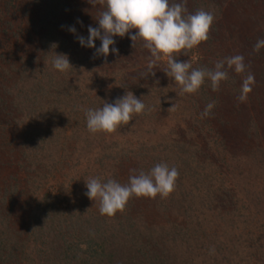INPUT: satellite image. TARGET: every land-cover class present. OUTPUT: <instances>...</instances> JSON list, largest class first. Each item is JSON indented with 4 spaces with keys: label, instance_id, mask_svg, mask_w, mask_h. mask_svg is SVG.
Returning a JSON list of instances; mask_svg holds the SVG:
<instances>
[{
    "label": "trees",
    "instance_id": "1",
    "mask_svg": "<svg viewBox=\"0 0 264 264\" xmlns=\"http://www.w3.org/2000/svg\"><path fill=\"white\" fill-rule=\"evenodd\" d=\"M65 2L66 0H32L31 5L35 9L33 18L42 30L40 38L43 59L39 57L42 61H38L35 55H28L22 59L20 68L2 71L7 82L4 87L7 99L0 98V140L9 141L4 146L6 149L10 148L7 154L21 155L24 165L19 167H25L24 173L27 177L39 182L37 187H32L33 190L25 193L33 201L25 215L26 220H23L22 215L16 214L15 203L21 195L18 192L19 181L14 180L17 185L8 184V189L0 185V264H194L197 255L203 262L208 259L211 264H235L231 258L238 246L251 258L243 264H264V194L260 191L254 192L251 188L240 192L241 183H237L234 178L238 177H234L228 167L227 171L232 177L221 173L209 178L205 169L211 166L206 164L209 160H214L213 163L218 160L220 151L224 150L226 153L225 142L236 146L239 138L232 136L231 131H227L228 134L221 142L223 145L218 147L220 150L209 153H206V150L203 152L198 148L193 149L189 138L181 141L166 138L159 141L161 144L155 143L151 146L141 142L131 143L126 147L113 144L119 146L123 153H132L135 159L138 158V152L150 165L166 163L170 168L175 167L178 170L179 176L174 190L167 198L160 197L158 204L174 217L168 215V222L141 223V216L137 212L143 210L140 203L146 200L151 202L152 197L133 196L122 211H117L114 216L109 217L101 215L99 210L88 208L85 204L87 202L84 201L80 206L73 207V190H68V186L64 189V182L56 184L55 187L45 186V190L41 191L42 183L48 181L46 176L49 169L60 165L61 160L65 163V157H53L50 154L62 140L56 135L57 127L70 129L75 122L82 123L83 134L79 131L80 139L89 141L92 133L87 130L85 113L88 109L101 108L107 101L112 103L113 98L108 99L110 91L121 92L114 99L119 98V94L122 97L127 92H137L136 97L150 107L156 106V109H160L166 105L164 90L160 88L157 76H150L145 81L140 78L131 82L128 80L121 87L109 91L106 90L107 86L98 85L109 77V73L103 70L107 60L104 61V66L100 62L85 65L94 57L90 53L93 54L95 49L81 47L74 35L70 38L63 34L59 36L56 32V25L62 13L61 7L66 6ZM200 7L203 6L198 5L196 11L205 9ZM77 35L83 36L80 32ZM114 39V46L120 52L118 45L121 40L118 36ZM54 42L55 48L52 46ZM72 44L79 48L78 53L71 50ZM96 45L100 46L99 40ZM57 48L61 54L68 56L72 65L70 70L63 73L54 69L52 64L55 54H60L55 52ZM191 53L192 50L188 51L187 55H184L183 51L174 55L178 61L186 62ZM191 66L192 69H213L209 63H196ZM69 73L81 78L72 85ZM164 76L165 73L162 77ZM117 77L119 76H114L113 79H119ZM121 79L124 81V78ZM237 81L238 77L228 75V78L221 82L231 87L230 100L238 91L235 88ZM209 89H212L211 84L206 80L194 93L197 100L205 108L209 104L213 105L210 117L218 116L221 126L236 128L234 123L239 122V119L234 113L230 119L214 112L219 102L217 98L212 97ZM70 90H76L77 96H72ZM174 90L178 104L185 105L189 94H181L179 85H176ZM94 93L98 96L92 99ZM104 96L106 97L103 98ZM68 101L71 102L67 103ZM190 102L192 99L188 103ZM62 105L65 109H62ZM236 105L235 102L234 106ZM194 114L193 110L188 111L187 115L191 116L189 121L194 119ZM141 115L133 116L126 125H120L117 128L119 134L128 133L132 129V123H138ZM210 117L204 119L208 120ZM142 128L141 126L140 130ZM141 134L135 129L128 138L137 137L136 141H139L143 137ZM246 139H251V136H246ZM41 172L42 177L38 176ZM110 174L109 178L105 171L91 172L92 178H100L102 182L114 179L121 184H127L130 175H133L120 176L115 170ZM86 177L88 176H84V179ZM232 178L233 181H230ZM26 184L31 186L29 181ZM232 186L237 189H232ZM147 211H141V214L147 215ZM21 219L22 227L17 231L13 225L20 224ZM224 222L228 223V228L241 223L243 230L248 233L247 238L240 239L238 246L235 242L230 246L228 238L219 235ZM31 237L34 240L30 239ZM31 247L38 249L35 257L30 255Z\"/></svg>",
    "mask_w": 264,
    "mask_h": 264
},
{
    "label": "rangeland",
    "instance_id": "2",
    "mask_svg": "<svg viewBox=\"0 0 264 264\" xmlns=\"http://www.w3.org/2000/svg\"><path fill=\"white\" fill-rule=\"evenodd\" d=\"M175 2H178V0H170V3ZM31 3L32 0H0L1 100L7 99V93L4 90L7 82L5 75H2V71H7L8 68H20L23 62L22 59L28 55H35L38 61L41 60L39 57L43 59L40 38L42 30L37 20L33 18L35 9ZM65 3L66 6L61 7L62 13L56 25V32L59 36L62 34L69 37L73 36L67 30L68 26L74 25L77 33H82L84 37L88 36L87 29L89 26L98 27L96 19L99 18L101 12L104 10L103 7L99 5L93 6L89 0H66ZM198 5L203 6L200 7L201 9L205 8V11L213 13L215 20L209 33V39L192 49L190 57H187L188 62L190 64L203 63L206 65L209 63L214 68L215 63L226 57L234 55H243L245 57L244 62L247 65L245 72L237 74L234 71H229V75L238 77L235 85L238 91L231 100V95L229 94L231 87L229 84L220 83L218 91L209 89L212 97L217 98L216 100L219 102L214 112L227 118L232 117L231 115L234 113L236 118L239 119V122L234 123L237 127L221 126L218 116L211 118V114L208 120L201 118V113L205 107L197 100L194 93L192 96H189L191 94L188 95L185 105H179L174 90L178 84L166 75L167 60L164 58L157 62L153 71L155 72L154 77L157 76V80L159 79L160 88L164 90L163 93L166 97L165 107L156 109V106L153 108L144 102L146 108L139 122L132 123V129L123 135L122 133L119 134V130L116 129L112 133L100 132L96 133V135L92 134L89 141H84V138L80 139L81 135H79V131L83 134L82 128L84 125L82 123L77 124L75 122V125L70 129L57 127L58 131H55L57 132L56 135L60 136L62 140L57 147L58 150L55 147V149L50 151V154L53 157H65V163L61 160L60 165L49 169L48 177L46 176L48 181L42 183L41 186L43 188L41 191L45 190V186L52 185L55 187L56 184L64 182V189L68 186V190H73V207L80 206L84 201L87 202L85 204L88 205V208L98 211L100 207L99 202L91 201L85 195L87 191L85 180L92 178L91 172L94 170H97L98 173L105 171L110 178V172L115 170L120 176L126 177L128 174H138L140 171L147 173L154 167L150 165V162L147 163L142 159L138 152V158L135 159L132 153H123L119 146L117 147L113 144H121L122 147H126L128 144H138L141 142L142 144L151 146L155 143L156 145L161 144L159 141L166 138L169 140L177 139L178 141L189 138L188 140L191 142L193 149L198 148L200 151L204 152L206 150V153H209L217 149L220 150L218 147L221 144L223 145L221 142L224 141L226 134H228L227 131H231L232 136L234 135L236 138H239V141L237 140L236 146L225 142L226 153L224 150L220 151V155H217L218 160L215 163H213L214 160H209L206 163L207 165H211L205 168L207 176L213 178L218 174L226 173L227 176L232 177L227 171L228 167L232 170L234 177H238L234 178L237 183H241L239 184L241 186L240 192L251 188L254 192L260 191L264 194V49H261L259 53L253 52V46L257 39L264 37V0H187L186 8L189 13H195ZM78 20L82 21L83 24L77 23ZM135 31L134 29L133 32ZM119 38L121 41L118 47L121 51L118 54H110L107 59L94 56L85 64L92 65L94 62H100L103 65L104 61L107 60L105 66L103 65L105 67L103 70L109 73V77L105 81L98 83V85L107 86V91L121 87L128 80L131 82L136 78H140L145 81L152 76L145 77L142 75L146 72L147 65L151 59L149 51L139 41L136 47L133 48V42L127 35ZM55 44L54 42L52 45L54 48ZM71 50L74 53H78L79 48L72 44ZM55 52L60 53L58 48ZM90 55L93 54L90 53ZM118 72L120 73L117 74ZM249 72L254 74L255 82L252 85V91L248 94V99L244 103H240L237 97L240 94L242 82ZM164 73L165 76L162 77ZM68 76L69 80H72V85H74L76 80L81 78V76L72 75L71 73ZM114 76H119L117 77L119 79L114 80ZM121 78H124V81ZM161 85L164 87H161ZM70 91L72 96H77L76 90ZM118 93L121 92L110 91L108 99L113 98L114 102L116 100L114 98ZM136 93L133 94L137 96L138 94L136 95ZM95 96H98V94L94 93L92 99ZM119 97H121L120 94ZM190 99H192V102L188 103ZM69 102L71 101L67 103ZM235 102L236 106H234ZM185 106L189 107L190 110H183L182 108ZM194 106L196 109H194ZM62 109H65L63 105ZM192 110L195 116L192 121H189L191 116L187 114L188 111ZM141 126L143 128L140 130ZM135 129L140 134L141 132H145V134L142 133L143 137L141 139L138 138L139 141H136L137 137L128 138L131 133H134ZM248 135L251 136V139H246ZM7 142L9 141L0 140V185L4 189H8L10 187L8 184L17 185L18 183L14 180L19 181L18 192L21 195H19L15 203L16 214L18 216L22 215L23 220H26L25 217L27 218V216L25 215L33 201L25 193L33 190L32 187H37L39 180L37 178L38 182H34L33 179L31 180L24 173L26 169L25 167H21L24 165L20 158L21 155L7 154L10 150V148L6 149L4 147L8 144ZM135 147L137 148L136 145ZM172 155L174 154L172 153ZM164 156L165 154H163ZM10 163L11 165H9ZM101 164L103 167H101ZM19 165L21 166L19 167ZM133 169L136 170L135 173L132 171ZM38 176L42 177L43 173H39ZM84 176L88 177L84 179ZM28 181L31 186L26 184ZM40 181L42 182V179ZM230 181H233V178ZM232 189L237 188L232 186ZM159 201H161V198L157 195L155 198H152L151 202L146 200L140 203V207L143 209L141 211L148 210L147 215L144 216L141 214L143 212L137 211L141 216V223L168 222L170 220L168 216L170 214L158 206ZM19 221L21 222L20 224H15V221H13V226L17 231L21 229L23 223L22 219ZM223 224L225 225H222L220 228L219 235L228 238L230 246H233V242L237 245V243H240V239L245 240L247 238L248 233L243 230L241 223L229 228L226 227L228 226L227 222ZM33 237L30 239L34 240ZM238 239L239 241H237ZM37 251L38 249L35 250L34 247H31L29 250L32 257H35ZM232 256L233 258L231 259L235 264H243L249 262L251 259L248 258L247 252L242 248L240 249L239 246L236 253H232ZM196 257L194 258V264H211V261L208 259H204V262H206L204 263L203 259L198 255ZM224 264L227 263L224 262Z\"/></svg>",
    "mask_w": 264,
    "mask_h": 264
},
{
    "label": "clouds",
    "instance_id": "3",
    "mask_svg": "<svg viewBox=\"0 0 264 264\" xmlns=\"http://www.w3.org/2000/svg\"><path fill=\"white\" fill-rule=\"evenodd\" d=\"M93 6L104 8L97 20L98 27L89 26L88 36L77 35V29L68 26V31L76 36L81 47L95 49L94 56L105 59L110 54L116 55L119 50L114 45V37H125L133 42L135 48L139 41L150 53L151 59L147 70L142 75L155 76L153 68L157 62L166 58L167 69L165 73L180 86L181 94L196 93L206 80L210 81L213 91H218L220 83L228 78L229 71L243 73L246 71L245 57L234 55L226 57L217 63L213 69H192L191 64L178 61L174 54L184 55L202 42L209 39V33L215 20L213 13L198 10L189 13L186 8L187 0H89ZM77 23L83 24L82 21ZM136 30L133 32V30ZM100 41L97 47L96 41ZM264 49V37L258 38L253 46V52L259 53ZM54 69L66 72L72 68L69 58L65 54H55L52 61ZM255 76L248 73L242 82L237 100L244 103L252 91ZM174 107V106H173ZM143 100L137 98L132 92L117 98L112 103L105 102L101 108L88 109L85 113L87 130L92 133H112L120 125L128 124L133 116L145 111ZM212 104H209L201 113V118L211 114ZM135 173V169L132 170ZM179 172L175 167L166 163L156 164L145 173L130 175L127 184H121L114 179L102 182L100 178L85 180L87 191L85 195L91 201L99 202L101 215L114 216L122 211L128 200L135 197H152L159 195L167 198L174 190Z\"/></svg>",
    "mask_w": 264,
    "mask_h": 264
}]
</instances>
